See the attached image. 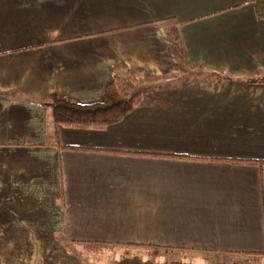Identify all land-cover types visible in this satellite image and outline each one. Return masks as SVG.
Segmentation results:
<instances>
[{"label":"crops","instance_id":"obj_1","mask_svg":"<svg viewBox=\"0 0 264 264\" xmlns=\"http://www.w3.org/2000/svg\"><path fill=\"white\" fill-rule=\"evenodd\" d=\"M252 1L0 0V264H80L84 243L264 254ZM183 63L227 79L161 87L103 129L56 125L43 104L100 102L127 74L171 79Z\"/></svg>","mask_w":264,"mask_h":264},{"label":"rangeland","instance_id":"obj_2","mask_svg":"<svg viewBox=\"0 0 264 264\" xmlns=\"http://www.w3.org/2000/svg\"><path fill=\"white\" fill-rule=\"evenodd\" d=\"M195 66H188L183 63V65H181V72L171 79H145L133 85L132 88L129 85V81L124 79L126 82L119 86L120 83L118 80L116 85L118 88L124 89L128 94H134L141 89L143 91L145 90L144 94H142V98L147 99L159 88L174 84L176 81L192 82L196 81V79H208L217 82L227 79V76L223 74H218L219 76L206 74L209 72H206L203 68H196ZM78 246V249H73L72 253L79 256L78 262L80 264H122V262L125 264H134L137 261H140L141 264H263V262H260L261 260L256 259L255 261L252 260L250 256L236 253H216L192 250L169 253L165 251L164 248L158 247L137 250L132 246L105 245L90 248L83 245Z\"/></svg>","mask_w":264,"mask_h":264},{"label":"trees","instance_id":"obj_3","mask_svg":"<svg viewBox=\"0 0 264 264\" xmlns=\"http://www.w3.org/2000/svg\"><path fill=\"white\" fill-rule=\"evenodd\" d=\"M252 2L254 3L258 15L264 17V0H253ZM176 46L179 47L178 42L176 43ZM119 71L121 73L127 74V72L123 69V67H120ZM206 74H210L213 76L218 75V73H213V72H209ZM125 79L127 81L129 80V82L131 80L132 85H135L137 82H139L138 80H133L131 76H129L128 74L126 75ZM178 83L180 82L176 81V84ZM144 92L145 90L143 91L141 89L134 94H128L124 89H120L116 84L111 83L105 91L104 99L100 102L80 104L66 98H61L56 93H52L48 97L47 101L43 102V104H46L48 107H50L52 112V118L56 125H68V126L81 127L84 129H103L105 127H108L110 125L122 121L128 114H130L136 108V106H138V104L141 102L142 94H144ZM86 150L102 151V152L108 151L100 148H91V147L86 148ZM162 155L172 156L171 154H162ZM178 157L188 158L186 156H178ZM230 162L254 163L255 161L230 160ZM258 163L262 164L264 162H258ZM58 197L61 198V195L58 194ZM81 245L88 246L90 248V247H100L105 245L112 246L113 244L84 243ZM134 246L143 247V245H134ZM240 255L250 256L252 257L251 259L255 261L256 259L261 260L260 262H263L264 264V254L247 253ZM122 264L125 263L122 262ZM134 264H141V262L137 261ZM176 264H184V263H176Z\"/></svg>","mask_w":264,"mask_h":264}]
</instances>
